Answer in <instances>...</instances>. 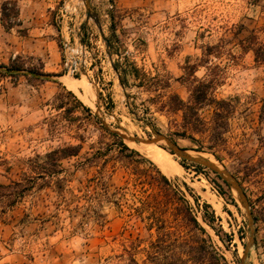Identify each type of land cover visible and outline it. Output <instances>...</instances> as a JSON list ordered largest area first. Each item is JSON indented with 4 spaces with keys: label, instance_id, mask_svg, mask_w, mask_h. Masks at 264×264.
Here are the masks:
<instances>
[{
    "label": "rangeland",
    "instance_id": "1",
    "mask_svg": "<svg viewBox=\"0 0 264 264\" xmlns=\"http://www.w3.org/2000/svg\"><path fill=\"white\" fill-rule=\"evenodd\" d=\"M89 1L105 37L112 43L111 56L95 22L87 20L85 5L62 0L60 27L72 44L79 41L86 47V71L72 77L62 68V79L44 83L54 88L49 99L41 94L42 84L31 76H22L38 88V114L26 122L8 117L0 120V185L19 181L24 174L32 175V160L37 155L43 156L66 143L77 144L79 135L86 138L82 156H88L90 146L97 144L102 132L96 124L83 126L85 113L81 108L77 107L71 116L64 114L66 108L75 105L66 89L74 92L111 130L151 140L154 136L150 123L180 148L215 161L233 175L259 218L250 264H264V63L255 61L249 44L256 37L258 45L264 46V0H146V6L135 2L118 8L115 0ZM7 2L11 1L3 5ZM8 8L12 10L13 6ZM14 16L11 14V25L17 24ZM24 63L26 69L40 68L37 61ZM115 64H119V74L113 69ZM192 65L197 66L195 76L199 80L218 79L214 97L230 104L227 125L221 130L213 123L214 104L200 111L208 131L193 134L195 142L176 135L182 131V112L173 113L165 107L172 94L188 101L189 92L180 79L185 77L186 67ZM124 68L129 71L125 87L119 78ZM18 79L9 85H16ZM68 81L78 89H71ZM58 92L64 93V101H68L61 111L54 102ZM217 133L223 135L215 144L210 137ZM125 143L148 158L141 150L142 144ZM156 146L170 155L165 142L164 146ZM171 160L181 167L170 177L151 161L181 186L218 254L228 264H241L249 229L237 193L212 170L196 168L190 162L183 167V160L176 156ZM75 161H65L64 169L72 173ZM95 176L94 169H79L62 195L69 200V191H74L81 198L80 212L71 214L56 190L48 187L34 191L3 215L0 264H147V250L154 237L147 234L146 222L135 219L141 210L139 199L146 195L128 184L125 169L119 168L106 182V194L101 187L99 192L104 196L87 204L85 197L96 195L92 181ZM183 184L192 189L201 208L196 207ZM205 203L217 217L214 229L218 232L202 220ZM88 205L100 215V222L93 218L94 214L83 217ZM141 215L146 218V209ZM184 231L187 233V227Z\"/></svg>",
    "mask_w": 264,
    "mask_h": 264
},
{
    "label": "trees",
    "instance_id": "2",
    "mask_svg": "<svg viewBox=\"0 0 264 264\" xmlns=\"http://www.w3.org/2000/svg\"><path fill=\"white\" fill-rule=\"evenodd\" d=\"M8 5H12L13 9L10 10ZM11 14L17 17L18 8L16 3L7 2L3 5L2 21L8 29L13 26L9 23ZM249 44H251L250 50L254 52L255 61L261 64L264 63V46L258 45L256 37H252ZM256 45L257 47H255ZM110 46L112 48L111 41ZM244 48L246 50V47ZM24 64L22 58L17 57L8 66H0V76L12 77L13 79L31 76L30 79L39 85H43L48 81L50 75L42 71L41 65L40 68L26 69ZM114 68L119 74V64H115ZM185 71V77L180 80L189 92L188 101H183L178 94H172L165 107L173 113L182 112V131L177 132L176 135L195 142L192 137L193 134L208 131L207 124L201 118L200 111L205 106L214 104L213 123L216 129L221 130L227 125V114L230 112V104L225 100H217L214 97L217 78L199 80L195 76L197 71V66L195 65L186 67ZM128 75V69L124 68L119 76L120 83L124 87L128 84ZM167 88H170L169 83H167ZM64 91L75 102V105L65 109L64 114L71 116L75 113L77 107L81 108L85 113L83 126L87 128V125L96 124L102 134L97 144L90 146V152L86 153L88 156L81 155L86 138L83 135H79L76 137L79 142L77 144L66 143L54 148L43 156L37 155L32 160V175L24 174L19 181H13L10 185H0V219L22 203L28 195L34 193V191L41 192L48 187L56 190L57 194L60 195L59 198L64 200L71 214L80 212L81 198L75 195L74 191H69L71 199H66L65 195L62 197L64 191L74 181L75 173L79 169L84 168L96 171V176L92 179L96 195L85 197L87 204H93L96 198L104 196L102 192H99L101 187L104 188V194H106L108 191L105 189L108 186L106 182L113 178L119 168H124L128 175L126 182L131 184L136 191L146 195V198L139 199L141 207L138 209L141 210L135 219L146 222L145 229L147 234L152 235V238L154 237L150 241L147 250V264H204L206 261L211 264H228L226 259L218 254L208 232L198 221L190 201L181 190V186L174 184L149 158L142 155L139 151L131 149L120 137V134L111 130L97 116L93 115L91 109L84 106L73 94L74 92L66 89ZM64 100V93L58 92L55 95L54 102L58 103L57 110L61 111L68 105V101ZM222 135L223 133H217V135L210 138L215 144H218L222 140ZM173 142L176 143L175 141ZM73 160H76L72 165L74 171L70 173L64 169L63 163ZM186 162L182 161L180 164L185 167ZM193 166L204 169V167L196 164ZM216 175L219 179H222L218 174ZM225 184L227 183L225 182ZM183 187L187 194L193 198L196 207L201 208L199 200L192 189L187 184H183ZM91 206L88 205L85 208L86 212L83 217L89 218L94 214L93 218L100 222V215L97 212H92L93 207ZM144 209H146V218L141 215ZM202 209L204 210L202 215L203 222L216 231L214 226L217 217L211 206L205 203ZM253 214L257 225L259 218L254 212ZM101 219L103 218L101 217ZM185 227L188 229L187 233L184 231ZM152 232H154V235ZM188 232H190V235ZM201 235L203 238L200 237Z\"/></svg>",
    "mask_w": 264,
    "mask_h": 264
},
{
    "label": "crops",
    "instance_id": "3",
    "mask_svg": "<svg viewBox=\"0 0 264 264\" xmlns=\"http://www.w3.org/2000/svg\"><path fill=\"white\" fill-rule=\"evenodd\" d=\"M4 1L16 3L17 24L8 29L2 21ZM62 0H0V66H8L17 57L37 61L49 79H62L63 51L60 43L67 40L60 27L63 23ZM146 0H115L117 8ZM37 87L20 77L16 85H8L0 96V120L3 117L26 122L37 117L35 103L40 99ZM47 99L54 95L49 82L40 90ZM46 91V94H43Z\"/></svg>",
    "mask_w": 264,
    "mask_h": 264
},
{
    "label": "water",
    "instance_id": "4",
    "mask_svg": "<svg viewBox=\"0 0 264 264\" xmlns=\"http://www.w3.org/2000/svg\"><path fill=\"white\" fill-rule=\"evenodd\" d=\"M84 3H85V8H86L87 20L88 21L93 20L95 22L98 29L100 30V34L104 42L106 43L108 54L109 56H111L110 41L104 35V31L102 29V25L100 23L98 16L92 11L89 0H84ZM113 69L116 73H118L115 70L114 65H113ZM134 115L136 114L134 113ZM148 127L150 131L152 132L154 139L143 140V139H140L139 137L130 136L128 134H122V133H119V134H120V137L125 142H130V143H144L147 145H156L159 142H165L169 148V153L171 155H174L183 161H187V162H190V163H193V164H196V165L212 170L213 172L218 174L237 193L238 201L241 204V207L245 211V214L247 217L248 229H249L248 242L246 244L243 257L241 259V264H250V255L252 251H254L256 248V221L254 218V214H253L250 201L246 193L244 192L242 186L238 182V180L233 175H231L227 170L223 169L220 165H218L216 162H213L210 159H207L199 155H192L189 151L180 148L176 143L172 141L171 138L166 137L162 135L161 133H158L157 131H155L153 129V126L150 123H148Z\"/></svg>",
    "mask_w": 264,
    "mask_h": 264
},
{
    "label": "built area",
    "instance_id": "5",
    "mask_svg": "<svg viewBox=\"0 0 264 264\" xmlns=\"http://www.w3.org/2000/svg\"><path fill=\"white\" fill-rule=\"evenodd\" d=\"M112 9V6H110ZM85 46L82 45L79 41H75L74 44L70 40H66L62 43L63 51V63L62 67L68 73V75L75 77L77 75H83V72L86 71L87 61L84 57L83 52L85 53ZM81 55L82 58L76 57ZM13 81L12 77H0V96L6 93L7 86Z\"/></svg>",
    "mask_w": 264,
    "mask_h": 264
},
{
    "label": "bare ground",
    "instance_id": "6",
    "mask_svg": "<svg viewBox=\"0 0 264 264\" xmlns=\"http://www.w3.org/2000/svg\"><path fill=\"white\" fill-rule=\"evenodd\" d=\"M75 1H78L80 3V5H85L84 0H75ZM67 83H68L69 87L71 89H73L74 91L78 89V85H76L75 83H73L71 81H68ZM130 144L131 145L142 144L143 146L141 147V150H143L146 153V155L148 156L149 159H151L152 161L156 162L159 165V167L161 168L162 172L166 176L170 177V176H173L174 174H177L179 172V169H180L181 166H178L176 164V162L171 160V158H173L175 156H173L171 154L170 155L167 154L166 150H164L161 147L156 146V145H160V144H162L164 146V142H159L156 145H147V144H144V143H130ZM190 153L192 155H196L193 152H190ZM213 162H215V161H213Z\"/></svg>",
    "mask_w": 264,
    "mask_h": 264
}]
</instances>
